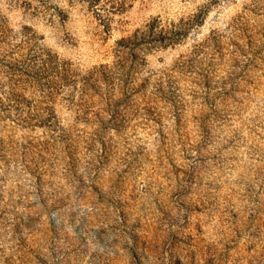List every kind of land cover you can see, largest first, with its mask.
Returning a JSON list of instances; mask_svg holds the SVG:
<instances>
[{
    "label": "rangeland",
    "instance_id": "374dc122",
    "mask_svg": "<svg viewBox=\"0 0 264 264\" xmlns=\"http://www.w3.org/2000/svg\"><path fill=\"white\" fill-rule=\"evenodd\" d=\"M0 264H264V0H0Z\"/></svg>",
    "mask_w": 264,
    "mask_h": 264
}]
</instances>
